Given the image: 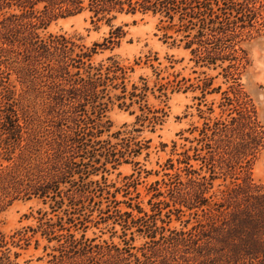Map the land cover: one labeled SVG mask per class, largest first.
<instances>
[{"label": "rangeland", "instance_id": "rangeland-1", "mask_svg": "<svg viewBox=\"0 0 264 264\" xmlns=\"http://www.w3.org/2000/svg\"><path fill=\"white\" fill-rule=\"evenodd\" d=\"M251 5L256 16L241 22L235 10L221 9L222 0L212 4L216 14L228 11L242 25L236 37L222 41L195 35L197 19L190 25L179 12H172V18L160 11L117 13L107 22L84 11L53 18L38 29L42 37L64 34L74 44L73 55L97 44L85 63L101 66L102 79L108 76L98 99L103 111L99 117L98 107L86 104L87 113L80 114L74 101H60L47 81L26 91L24 103L37 134L33 139L22 134L12 163L21 161L22 151L31 167L41 165L53 173L70 159L74 172L59 183L53 200L19 198L2 207L0 264H88L87 257L95 253L77 251L90 245L112 253L113 247L129 246L133 255L141 260L146 255L154 264H222L216 260L217 246L198 233L208 213L186 205L196 188L190 181L194 177L212 175L209 206L246 178L264 183V142L235 159L222 155L220 136L212 134L224 124L231 129L245 109L264 132V0ZM117 26L122 37L106 43ZM204 49L215 60L199 53ZM85 69L80 68L83 75ZM2 70L7 71L0 64ZM9 83L16 95L27 90L12 69ZM62 86L69 84L62 81ZM78 131L93 140L84 153ZM2 155L0 150V163L8 164ZM48 218L57 235L53 239L42 234ZM68 234L76 252L62 255ZM115 261L109 258L108 264Z\"/></svg>", "mask_w": 264, "mask_h": 264}, {"label": "trees", "instance_id": "trees-1", "mask_svg": "<svg viewBox=\"0 0 264 264\" xmlns=\"http://www.w3.org/2000/svg\"><path fill=\"white\" fill-rule=\"evenodd\" d=\"M257 1L222 0L225 7L221 9L235 10L237 19L243 22L242 17H248L247 20H250L256 16V9L251 4ZM212 4L217 5L218 0H0V64L7 69L0 72V150L5 154L1 158L9 162L6 165L0 163V211L14 199L28 200L36 197L44 200L48 197L53 200L59 193V183L64 182V179L74 172V161L70 159L62 163V166L55 167L53 173L41 165L31 167L28 157H25L22 151L18 156L21 161L12 163L14 147L19 145L22 134L28 132L27 135L33 136L32 139L37 134L32 126L33 118L24 103V94L28 89H36L41 81H47L48 86L56 90L60 101H74V107L78 108L80 114L87 113L86 104L98 107L99 117L103 111L102 103L98 102V99L103 96L100 94L104 91L108 76L102 79L101 66L85 63L97 44L94 43V47L88 51L73 55L74 44L64 34L42 37L38 29L44 28L53 18L76 15L84 11L90 12L91 18L105 19L107 22L117 13L160 11L168 18H172V12H179L181 18L186 15L190 25L196 24L192 21L196 18L198 29L195 35L200 38L205 36V39H209V35L217 41H222L236 37V28L242 25H237L235 20L229 18L228 11L216 14ZM123 33L121 27L117 26L109 32L105 42L116 43ZM229 46L232 47V44ZM222 50L224 49H218L217 52ZM199 53L208 55V60H215L206 49ZM84 66L85 75L80 72V68ZM70 68H75V72L71 73ZM10 69L27 90H21L23 92L16 95L14 85L9 83ZM62 81L69 84V87L64 88ZM98 86L102 88L98 89ZM249 112L245 109L238 120L235 118L231 129L224 124L212 132L220 136L218 141L222 155L239 159L246 151L263 144L264 132ZM84 135L86 134L81 131L76 133L78 148L83 153L88 150L86 146L93 141H90V138L85 139ZM29 142L33 144L34 141ZM208 148L210 149V146ZM189 173L198 174L194 170ZM211 176L206 178L202 175L194 177L195 180L190 179L196 188L187 198V209L200 207L208 213L207 221L198 223L200 237L205 238V243H214L217 246L216 260H221L222 264H264V183L258 184L246 178L243 185L235 183L233 187L223 190L224 197L213 201L212 206H209L212 195L206 196V193L212 186ZM70 182L74 186V180ZM137 208V211L141 212L140 207ZM49 220L48 218L44 222L46 227L43 228L42 234H52L49 239H53L57 235L54 234V225L49 223ZM59 228L62 227L57 229ZM65 242L63 249L62 245L60 246L62 255L74 254L76 246L73 235L68 234ZM4 245V235L0 231V248ZM94 247L96 250H93ZM112 249L115 253L100 245H90L81 247L77 253L84 255L94 252L95 255L87 257L88 264H108L109 258L116 260L113 264H154L146 255L143 260L133 255L129 246ZM103 257L105 258L102 260Z\"/></svg>", "mask_w": 264, "mask_h": 264}]
</instances>
